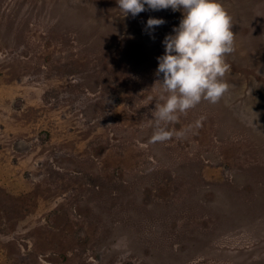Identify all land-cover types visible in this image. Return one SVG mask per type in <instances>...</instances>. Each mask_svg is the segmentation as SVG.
<instances>
[{
    "label": "rangeland",
    "instance_id": "obj_1",
    "mask_svg": "<svg viewBox=\"0 0 264 264\" xmlns=\"http://www.w3.org/2000/svg\"><path fill=\"white\" fill-rule=\"evenodd\" d=\"M217 2L228 90L151 143L156 57L182 11L0 0V264H264V0Z\"/></svg>",
    "mask_w": 264,
    "mask_h": 264
},
{
    "label": "clouds",
    "instance_id": "obj_2",
    "mask_svg": "<svg viewBox=\"0 0 264 264\" xmlns=\"http://www.w3.org/2000/svg\"><path fill=\"white\" fill-rule=\"evenodd\" d=\"M118 9L134 18L146 11L171 9L182 11L178 27L163 40L164 54L157 57L159 99L151 113L155 124L151 143H162L183 136L166 125L178 120L202 100L216 103L228 90L223 80L230 65L225 57L234 51L231 17L217 0H116ZM163 19L149 18L146 29L153 31L163 25ZM160 79L159 77H161ZM151 99V97H149ZM203 117H201V120ZM165 125V126H162ZM200 121L196 122V126Z\"/></svg>",
    "mask_w": 264,
    "mask_h": 264
},
{
    "label": "bare ground",
    "instance_id": "obj_3",
    "mask_svg": "<svg viewBox=\"0 0 264 264\" xmlns=\"http://www.w3.org/2000/svg\"><path fill=\"white\" fill-rule=\"evenodd\" d=\"M3 1H5V0H3ZM25 1H26V0H25ZM67 1H68V0H67ZM73 1H74V0H73ZM17 2H18V1H17ZM71 3H72V0H71ZM71 3H69L70 6H71ZM1 4H2V3H1ZM53 4H54V3H53ZM13 5H14V4H13ZM20 5H21V4H20ZM20 5H19V6H20ZM51 5H52V4H51ZM67 5H68V2H67ZM5 6H6V5H5ZM15 6H16V5H15ZM12 7H14V6H12ZM21 7H22V6H21ZM72 7H75V6L73 5ZM78 7H79V6H78ZM2 8H5V7H2ZM10 8H11V7H10ZM10 8H9V9H10ZM70 8H71V7H70ZM12 9H13V8H12ZM19 9H20V7H19ZM71 9H72V8H71ZM73 9H74V8H73ZM79 9H80V8H79ZM81 9H83V7H81ZM3 10H4V9H3ZM3 10H2V11H3ZM10 10H11V9H10ZM0 11H1V9H0ZM2 11H1V12H2ZM15 11L17 12V10H15ZM84 11H85V10H84ZM151 11H152V10H151ZM17 13H18V12H17ZM17 13H16V14H17ZM81 13H82V12H81ZM1 14H2V13H1ZM26 14H28V13H26ZM76 14H77V13H76ZM79 14H80V13H79ZM82 14H83V13H82ZM84 15H85V14H84ZM96 15H98V14H96ZM153 15H154V14H153ZM28 16H29V15H28ZM28 16H27V17H28ZM9 17H10V16H9ZM21 17H24V16H21ZM21 17H20V18H21ZM94 17H95V16H94ZM28 18H29V17H28ZM96 18H97V17H96ZM96 18H95V19H96ZM17 20H19V19L17 18ZM34 20H35V19H34ZM36 20H37V19H36ZM11 23H12V22H11ZM24 23H25V22H24ZM16 24H17V22H16L14 25H16ZM8 25H9V24H8ZM169 26H170V25H169ZM176 26H177V24H176ZM48 27H49V26H48ZM12 28H13V27H12ZM23 28H25V27H23ZM169 28H170V27H168V30H169ZM171 28H172V27H171ZM0 29H1V28H0ZM20 29H22V28H20ZM2 30H3V29H2ZM33 30H34V34H35V35H34V37H31V38L28 39V45H27V46H29V48L32 49V50H36V49L38 48L37 46L39 45L38 43L41 42V41H40V42H39V41L37 42V38H36L37 31H35V30H36V24H33ZM46 30H48V29H46ZM0 31H1V30H0ZM20 31H22V30H20ZM23 31H25V30H23ZM128 31H129V30H128ZM128 31H127V32H128ZM169 31L172 32V30H169ZM1 32H2V31H1ZM46 32L48 33V31H46ZM127 32H126V33H127ZM19 33H20V32H19ZM22 33H23V32H22ZM142 33H143V32H142ZM2 34H3V33H2ZM4 35H5V34H3L2 36H4ZM18 35H19V34H18ZM43 35H44V34H43ZM21 36H22V35H21ZM21 36L19 35V37H21ZM56 36H57V35H56ZM42 37H43V36H42ZM50 37H51V36H50ZM6 38H8V36H7ZM6 38H5V39H6ZM9 38H10V37H9ZM51 38H52V37H51ZM159 39H160V38H159ZM163 39H164V38H163ZM0 40H1V39H0ZM50 40H51V39H50ZM94 42H95V41H94ZM148 42H149V41H148ZM155 42H156V41H155ZM67 43H68V42H67ZM79 43H80V41H79ZM82 43H83V42H82ZM96 43H97V42H96ZM110 43H111V42H110ZM118 43H119V42H118ZM123 43H125V42H123ZM157 43H158V42H157ZM80 44H81V43H80ZM86 44H87V43H86ZM93 44H94V43H93ZM100 44H101V43H100ZM102 44H103V43H102ZM114 44H115V43H114ZM162 44H163V43H162ZM10 45H11V43H10ZM20 45H21V44H20ZM20 45H19V46H20ZM112 45H113V44H112ZM117 45H118V44H117ZM123 45H124V44H123ZM148 45H149V44H148ZM3 46H4V45H3ZM5 46H6V45H5ZM5 46H4V47H5ZM12 46H13V45H12ZM90 46H92V45H90ZM98 46H100V45H98ZM150 46H151V45H150ZM157 46H158V45H157ZM103 47H104V46H103ZM0 48H1V47H0ZM8 48H9V46H8ZM83 48H84V47H83ZM97 48H98V47H97ZM99 48H100V47H99ZM105 48H106V47H105ZM112 48H113V47H112ZM117 48H118V47H117ZM157 48H158V47H157ZM12 49H13V48H12ZM95 49H96V48H95ZM100 49H101V48H100ZM114 49H115V48H114ZM114 49H113V50H114ZM121 49H122V48H121ZM152 49H154V47L151 48V50H152ZM17 50H19V49H17ZM42 50H43V49H42ZM54 50H55V47H54ZM82 50H83V49H82ZM93 50H94V49H93ZM93 50H92V51H93ZM101 50H102V49H101ZM237 50H238V49H237ZM9 51H10V48H9ZM13 51H14V49H13ZM98 51H99V50H98ZM103 51H104V50H103ZM115 51H117V50H115ZM122 51H123V50H122ZM131 51H132V49H131ZM158 51H159V50H158ZM158 51H157V52H158ZM235 51H236V50H235ZM87 52H88V50H87ZM117 52H118V51H117ZM152 52H153V51H152ZM154 52H155V51H154ZM237 52H238V51H237ZM237 52H236V53H237ZM46 53L49 54L50 52H46ZM83 53H84V52H83ZM94 53H95V52H94ZM234 53H235V52H234ZM24 54H25V53H24ZM120 54H121V53H120ZM49 55H52V53L49 54ZM56 56H57V55H56ZM86 56H87V55H86ZM96 56H97V55H96ZM83 57H84V56H83ZM150 57H151V52H150ZM56 58H58V56L55 57V59H56ZM84 58H85V57H84ZM91 58H92V56H91ZM99 58H100V56H99ZM114 58H115V57H114ZM152 59H153V58H152ZM154 59H155V58H154ZM156 59H157V57H156ZM2 60H3V59H2ZM78 61H79V60H78ZM90 62H91V61H90ZM143 62H144V61H143ZM1 64H3V63H1ZM5 65H6V64H5ZM88 65H89V64H88ZM142 65H143V64H142ZM142 65H141V66H142ZM2 66H3V65H2ZM2 66H0V68H1ZM14 66H15V65H14ZM14 66H13V71H14ZM89 66H90V65H89ZM6 67H7V65H6ZM8 67H9V65H8ZM11 68H12V67H11ZM25 69H26V68H25ZM80 69H81V68H80ZM0 71H1V69H0ZM2 71H3V70H2ZM9 71H10V69H9ZM9 71H8V72H9ZM15 71H16V70H15ZM36 71H37V70H36ZM145 71H146V70H144V72H145ZM149 71H150V70H149ZM54 73H55V72H54ZM142 73H143V72H142ZM147 73H148V72H147ZM3 74H4V73H3ZM10 74H12V73H10ZM24 74H25V73H24ZM106 74H108V73H106ZM54 75H55V74H54ZM57 75H58V74H57ZM145 75H146V74H145ZM2 76H3V75H2ZM9 76H10V75H9ZM17 76H18V75H17ZM21 76H22V75H21ZM52 76H53V75H52ZM18 77H19V76H18ZM18 77H17V78H18ZM3 78L5 79V76H3ZM4 79H3V80H4ZM19 79H20V77H19ZM6 80H8V79L6 78ZM20 80H21V79H20ZM23 80H24V78H23ZM143 80H144V78H143ZM2 82H3V81H2ZM230 82H231V81H230ZM3 83H4V82H3ZM0 84H1V83H0ZM1 85H2V84H1ZM5 87H6V86H5ZM8 87H9V86L7 85V88H8ZM0 88H2V87L0 86ZM8 89H9V88H8ZM27 90H28V89H27ZM3 92H4V91H3ZM6 92H7V91H6ZM4 93H5V92H4ZM254 93H255V92H254ZM6 94H7V93H6ZM4 96H5V95H4ZM6 96H7V95H6ZM45 99H46V98H45ZM5 100H6V99H5ZM10 102H11V101H10ZM204 102H205V101H204ZM204 102H203V103H204ZM203 103H202V104H203ZM44 105H45V104H44ZM203 105H205V104H203ZM41 106H42V105H41ZM207 106H208V105H207ZM35 107H36V106H35ZM44 107H45V106H44ZM36 108H37V107H36ZM20 109H21V108H20ZM31 109H32V108H31ZM41 109H42V107H41ZM203 109H204V108H203ZM221 109H222V108H221ZM212 110H213V109H212ZM222 110H223V109H222ZM32 111H33V110H32ZM52 111H53V110H52ZM92 111H93V110H92ZM1 112H2V111H1ZM90 112H91V111H90ZM216 112H217V111H216ZM37 113H38V112H37ZM45 113H46V112H45ZM209 113H210V112H209ZM214 113H215V112H214ZM222 113H223V112H222ZM0 114H1V113H0ZM41 114H42V113H41ZM85 115H86V114H85ZM217 115H218V114H217ZM32 116H33V115H32ZM41 116H42V115H41ZM214 117H215V116H214ZM35 118H36V117H35ZM87 118H88V117H87ZM208 119H210V118H208ZM208 119H207V120H208ZM29 120H30V119H29ZM34 120H35V119H34ZM41 120H43V119H41ZM80 120H81V119H80ZM100 120H101V119H100ZM100 120H99V121H100ZM30 121H31V120H30ZM199 121H200V120H199ZM215 121H216V120H215ZM24 122H25V121H24ZM40 122H41V121H40ZM216 122H217V121H216ZM21 123H23V122H21ZM32 123H33V122H32ZM9 124H10V123H9ZM78 124H79V123H78ZM221 124H222V123H221ZM97 125H98V124H97ZM246 125H247V124H246ZM30 126H31V125H30ZM33 126H35V125H33ZM33 126H32V127H33ZM209 126H210V125H209ZM240 126H241V125H240ZM248 126H249V125H248ZM5 127H6V126H5ZM20 128H21V127H20ZM195 128H196V127H195ZM215 128H216V127H215ZM247 128H248V127H247ZM88 129H89V128H88ZM184 129H185V128H184ZM202 129H203V128H202ZM202 129H201V130H202ZM249 129H252V128H249ZM4 130H5V129H4ZM7 130H8V129H7ZM18 130H19V129H18ZM201 130H200V131H201ZM207 131H208V130H207ZM244 131H245V130H244ZM21 132H22V131H21ZM66 132H67V131H66ZM197 132H198V131H197ZM248 132H249V131H248ZM251 132H252V131H251ZM4 133H5V131H4ZM17 134H18V133H17ZM20 134H21V133H20ZM201 134H202V133H201ZM214 134H215V133H214ZM250 134H251V133H250ZM2 135H3V134H2ZM202 135H203V134H202ZM209 135H210V134H209ZM251 135H252V134H251ZM251 135H250V136H251ZM205 137H206V136H205ZM244 137H245V136H244ZM198 138H200V137H198ZM211 138H213V137H211ZM0 139H2V138H0ZM87 139H88V138H87ZM207 139H209V138L207 137ZM252 139H253V138H252ZM85 141H86V140H85ZM88 142H89V141H88ZM251 143H252V142H251ZM18 144H19V143H18ZM84 144L86 145L85 142H84ZM249 144H250V143H249ZM237 145L239 146V144H237ZM172 146H173V145H172ZM254 146H255V145H254ZM8 147H9V146H8ZM8 147H7V148H8ZM148 147H149V146H148ZM141 149H142V148H141ZM7 150H8V149H7ZM232 150H233V149H232ZM141 151H142V150H141ZM234 151H236V150H234ZM244 151H245V150H244ZM248 151H249V150H248ZM133 153H134V152H133ZM231 153H233V152H231ZM238 153H239V152H238ZM241 155H242V154H241ZM22 156H23V155H22ZM129 156H130V155H129ZM257 156H258V155H257ZM139 157H140V156H139ZM139 157H136V158H139ZM114 158H115V157H114ZM146 158H147V157H146ZM156 158H157V157H156ZM141 159H142V158H141ZM32 160H33V159H32ZM148 160H149V159H148ZM148 160H147V161H148ZM22 161H23V160H22ZM30 161H31V160H30ZM153 161H154V160H153ZM246 161H247V160H246ZM134 162H135V161H134ZM22 163H23V162H22ZM114 163H115V162H114ZM25 164H26V163H25ZM144 164H145V163H144ZM102 165H103V164H102ZM139 165H140V164H139ZM156 165H157V164H156ZM170 166H172V165H170ZM139 167H140V166H139ZM140 168H141V167H140ZM143 168H144V167H143ZM127 169H128V168H127ZM141 169H142V168H141ZM159 169H160V168H159ZM159 169H158V170H159ZM132 170H133V169H132ZM155 170H156V169H155ZM159 171H160V170H159ZM161 173H162V171H161ZM139 175H140V174H139ZM136 177H137V175H136ZM131 178H134V176L131 177ZM137 179H138V178H137ZM134 180H136V178H134ZM153 191H154V190H153ZM245 191H246V190H245ZM60 192H61V191H60ZM242 193H243V192H242ZM247 194H249V193H247ZM253 195H254V194H253ZM142 198H143V197H142ZM257 198H258V197H257ZM15 200H16V199H15ZM122 200H123V199H122ZM241 200H242V199H241ZM250 200H251V199H250ZM64 201H65V200H64ZM258 201H259V199H258L256 202H258ZM120 202H121V201H120ZM256 202H255V203H256ZM253 203H254V202H253ZM60 204H61V203H60ZM63 204H64V202H63ZM119 205H120V204H119ZM67 207H68V206H67ZM67 207H66V208H67ZM56 208H57V207H56ZM7 209H8V208H7ZM58 209H59V208H58ZM54 211H55V210H54ZM56 211H57V210H56ZM82 211H83V210H82ZM65 212H66V211H65ZM94 212H95V211H94ZM82 213H83V212H82ZM75 214H76V213H75ZM157 214H158V213H157ZM155 216H156V215H155ZM162 216H163V215H162ZM162 216H161V217H162ZM165 216H166V215H165ZM75 217H77V216H75ZM81 217H82V216H81ZM157 217H158V216H157ZM167 217H168V216H167ZM162 218H163V217H162ZM78 219H79V218H78ZM165 219H166V218H165ZM169 219H170V218H169ZM80 220H81V219H80ZM161 220H162V219H161ZM82 221H83V220H82ZM169 221H170V220H169ZM150 222H151V221H150ZM49 223H50V222L48 221V224H49ZM82 223H83V222H82ZM82 223H81V224H82ZM121 225H122V224H121ZM121 225L119 224V225H117V226H120V227H121ZM158 225H159V224H158ZM153 227H154V226H153ZM88 228H90V227H88ZM88 228H87V230H88ZM155 228H156V226H155ZM121 229H122V228H121ZM123 229H124V228H123ZM101 230H102V229H101ZM93 231H94V230H93ZM99 231H100V230H99ZM81 232H83V230H82ZM87 232H88V231H87ZM5 235H6V234H5ZM99 235H100V234H99ZM92 236H93V235H92ZM49 238H50V237H49ZM101 238H102V237H101ZM57 244H58V243H57ZM64 245H65V244H64ZM27 250H28V249H27ZM34 250H35V248H34ZM113 250H114V249H113ZM118 250H119V249H118ZM50 251H52V250H50ZM54 251H57V250H54ZM116 251H117V250H116ZM153 251H154V249H153ZM60 252H61V251H60ZM74 252H75V251H74ZM117 252H118V251H117ZM119 252H120V251H119ZM119 252H118V253H119ZM36 253H37V252H36ZM45 253H46V251H45ZM53 253H54V252H53ZM91 253H92V252H91ZM118 253H117V254H118ZM41 254H42V253H41ZM73 254H74V253H73ZM73 254H72V255H73ZM84 254H85V251H84ZM59 255H60V254H59ZM85 255H86V254H85ZM98 255H99V254H98ZM115 255H116V252H115ZM54 256H55V255H54ZM56 256H57V255H56ZM56 256H55V257H56ZM87 256H89V255H87ZM90 256H91V255H90ZM68 257H69V256H68ZM77 257H78V256H77ZM118 257H119V256H118ZM49 258H50V257H49ZM49 258H47V259H49ZM69 258H70V257H69ZM139 259H140V258H139ZM156 259H157V257L155 258V260H156ZM118 260H120V259H118ZM121 260H122V258H121ZM124 260H125V259H124ZM140 260H141V259H140ZM65 261H66V260H65ZM68 261H69V260H68ZM157 262H158V261H157ZM65 263H66V262H65ZM141 263H142V262H141ZM68 264H69V263H68Z\"/></svg>",
    "mask_w": 264,
    "mask_h": 264
}]
</instances>
